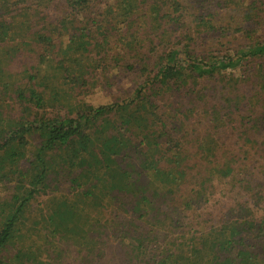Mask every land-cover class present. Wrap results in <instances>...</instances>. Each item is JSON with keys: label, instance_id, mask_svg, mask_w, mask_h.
Instances as JSON below:
<instances>
[{"label": "trees", "instance_id": "trees-1", "mask_svg": "<svg viewBox=\"0 0 264 264\" xmlns=\"http://www.w3.org/2000/svg\"><path fill=\"white\" fill-rule=\"evenodd\" d=\"M263 25L264 0H0V180L31 187L0 202V264H64L68 248L74 264H264V162L250 165L264 160V71L247 64L264 59ZM232 26L250 42L222 51ZM22 50L34 64L14 72ZM127 76V97L86 102ZM167 93L198 104L197 144ZM51 173L80 190L54 197L42 247L21 221Z\"/></svg>", "mask_w": 264, "mask_h": 264}, {"label": "rangeland", "instance_id": "rangeland-1", "mask_svg": "<svg viewBox=\"0 0 264 264\" xmlns=\"http://www.w3.org/2000/svg\"><path fill=\"white\" fill-rule=\"evenodd\" d=\"M243 1V4H250L251 0H240ZM225 17L235 18L239 19L241 12L239 9H232L229 11H224ZM262 31L257 33V36H260V41H264V25L261 29ZM222 40V46L219 48L222 51L233 49L237 45L244 44L247 42H250V39H245L241 36V33L237 30V26H232L230 29H228L225 36H223ZM34 55L29 53L28 51L22 50L18 53V58L13 62L12 66L10 67L12 71L18 72L20 70L31 69V66L34 64ZM248 67H251V69L254 70L258 69L260 71H264V59L261 60H255L254 62H247ZM238 75V71L236 73ZM228 81V80H227ZM137 79L134 76H127L125 78L120 79L119 81L115 82L114 84L106 87V88H96L93 90L90 94L85 96V100L87 103L92 104L94 106L103 105L112 101H116L121 98H125L128 95H130L136 86ZM230 82V81H228ZM232 83H228V89H230V85ZM227 89V90H228ZM236 94V93H235ZM234 94V95H235ZM176 94L173 93H167L161 97L158 98V103L161 106L163 111H166L167 113L170 111L177 112L180 110L182 113H185V116L187 117V129L189 134V144L192 146L193 144H197L198 137L205 133V131H208L210 129L208 122L204 118H200V113L198 112V104L194 106L192 109V106L189 102L188 96H186L184 93H177V96L174 97ZM238 96V94H236ZM179 97V98H178ZM260 98L259 101L264 100V95L261 93V95L258 96ZM203 102H201V105ZM176 107V108H173ZM191 110L190 113L188 110ZM256 113L254 117H258L261 114V108L257 107ZM196 111V112H194ZM61 114H65V111H62ZM247 115V112L244 116L245 123L248 122L249 118ZM257 115V116H256ZM238 116V114H237ZM262 122V120H259ZM253 122L251 123V133H254L255 129L252 128ZM246 128V126H245ZM264 128V126H263ZM213 131V130H211ZM264 131V130H263ZM216 132V130H215ZM221 134V140L219 141L220 147H223V149H228L230 147L235 146L236 140L234 139H227V134L224 135L225 130H221L220 132H217ZM218 139H220V136H217ZM28 144L24 150L25 158L20 163L19 169L17 171L20 174V170H25L27 167H29V161L34 159V156L36 154L37 149L42 144V138L39 136V134H33L31 136L28 135L27 137ZM253 140H258V136H254ZM247 144L251 145L250 141L246 142ZM218 144V143H217ZM255 144V143H253ZM255 161L252 159V163L250 164L251 167L258 168L261 164H263L264 160L260 157H255ZM7 170V169H6ZM5 170V171H6ZM8 176H10L8 174ZM1 177V176H0ZM70 177L66 174H63L62 176L54 177L52 180V173L49 177V180L47 185L44 187L39 186V189L36 190L33 194V198L31 199L29 206L27 208V211L24 214V218L21 221V226L26 229L27 227H34L39 232V236H41L40 240H38L39 243L42 244V247H52V239H49L47 236H45V230L46 227V216L49 211L52 209V201L54 197H64L67 196L70 199L74 197L75 192L79 191L80 188L73 187L68 182V178ZM21 177L18 175L13 181L8 180L7 177H4L0 180V202L4 201L5 198L10 197V195H13V193H19L20 195H26V192L31 189L28 183H23L24 185L21 189H17L16 187L20 185ZM221 211V205L217 208V210L214 211L215 216L218 218ZM36 236H33L32 239H35ZM37 239V237H36ZM76 248L67 249V251L63 252V259L64 264H74L76 259L78 258L77 250ZM46 258L47 256L44 255ZM48 261V257H47ZM50 262H52V258L50 259ZM59 264H62L60 262Z\"/></svg>", "mask_w": 264, "mask_h": 264}]
</instances>
